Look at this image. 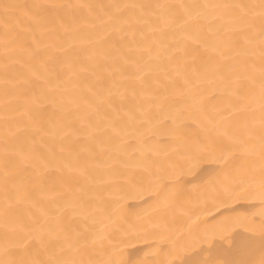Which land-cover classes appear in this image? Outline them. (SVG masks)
<instances>
[{
  "label": "bare ground",
  "instance_id": "bare-ground-1",
  "mask_svg": "<svg viewBox=\"0 0 264 264\" xmlns=\"http://www.w3.org/2000/svg\"><path fill=\"white\" fill-rule=\"evenodd\" d=\"M0 264H264V0H0Z\"/></svg>",
  "mask_w": 264,
  "mask_h": 264
}]
</instances>
